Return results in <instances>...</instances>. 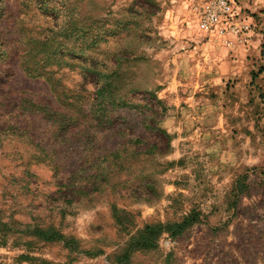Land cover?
Segmentation results:
<instances>
[{
    "label": "rangeland",
    "instance_id": "obj_1",
    "mask_svg": "<svg viewBox=\"0 0 264 264\" xmlns=\"http://www.w3.org/2000/svg\"><path fill=\"white\" fill-rule=\"evenodd\" d=\"M194 2L0 0V264H264V30L255 56H231ZM192 210L200 222L124 258L146 224Z\"/></svg>",
    "mask_w": 264,
    "mask_h": 264
},
{
    "label": "trees",
    "instance_id": "obj_2",
    "mask_svg": "<svg viewBox=\"0 0 264 264\" xmlns=\"http://www.w3.org/2000/svg\"><path fill=\"white\" fill-rule=\"evenodd\" d=\"M250 17L255 21V15L250 14ZM66 44V43H65ZM264 46V34H263V42L262 47ZM70 50H73L72 48L76 47L73 45V47H66ZM263 54V53H261ZM37 60V61H35ZM33 61H28L27 59H22L21 63L19 64L22 71L26 74L28 77L32 78H38L42 77L46 80V82L52 87L56 88L59 86V78L55 77L53 75L52 70H45L41 71V69H38V67L32 66V63L38 64L41 59H35ZM49 59L47 58L46 61ZM45 60L42 62V66H46L47 62ZM64 64H67L65 61H57L56 65L62 66ZM52 66V65H50ZM96 70V67L94 68ZM87 70L90 71V68ZM97 80L103 78L106 79L102 85V87L96 92V96L100 95L103 96L105 91H108L109 88L112 86V79H109L108 74L102 73L101 70H97ZM150 150V149H149ZM152 150V149H151ZM63 187V186H62ZM61 187V189H62ZM81 189V188H80ZM56 193L60 192V189H57L55 191ZM83 192L82 190H71V192L68 194V197H59L62 199L63 204H71L74 200H76L78 197L77 195L79 193ZM58 198V199H59ZM120 210L117 207L113 208V212L115 213V217L117 219V222L119 225H121L122 228H124L127 223H129V219L125 217L124 215H120ZM64 211H61V214H63ZM119 213V214H118ZM200 212L196 210H192L190 213H188L185 217H183L180 221L171 222V223H150L146 224L141 230H139L136 234L131 235L128 239V243L126 246V250L124 252V258H127L131 255V253L136 249H153L157 246V240L158 238L163 234L167 233L170 236L174 237L177 235H180L182 232H184L186 229L190 228L194 224L200 222ZM8 222H1L0 226L3 227V229H0L1 232H3L7 226ZM30 234H33L35 236H38L44 240L47 241H53V240H62L67 246H69L71 249H75V239L65 236L59 229L53 227V226H47L43 227L38 224H29L27 231ZM70 238V239H69ZM85 252L90 253V251L85 250ZM93 254V253H91Z\"/></svg>",
    "mask_w": 264,
    "mask_h": 264
},
{
    "label": "built area",
    "instance_id": "obj_3",
    "mask_svg": "<svg viewBox=\"0 0 264 264\" xmlns=\"http://www.w3.org/2000/svg\"><path fill=\"white\" fill-rule=\"evenodd\" d=\"M193 14L197 28L230 52L251 46L256 25L239 1L196 0Z\"/></svg>",
    "mask_w": 264,
    "mask_h": 264
},
{
    "label": "crops",
    "instance_id": "obj_4",
    "mask_svg": "<svg viewBox=\"0 0 264 264\" xmlns=\"http://www.w3.org/2000/svg\"><path fill=\"white\" fill-rule=\"evenodd\" d=\"M240 3V6L244 11H246L249 15L253 14L255 15V21L254 24L256 25L255 34L253 36V41L251 46L247 47V49L241 48L237 52H232L231 56H237L238 52L240 53V58L242 56H245V60H247L248 55L255 56L256 51H258V46L260 43V37L258 36L261 34V32H258V29L264 30V0H237ZM261 18H260V17ZM258 28V29H257ZM219 47L222 49H226L225 47L221 46L219 43L216 42ZM217 46V47H218ZM228 52H230L228 49H226ZM222 53H226V51L221 50ZM220 52V50H218ZM221 54V53H220ZM238 59V61H239Z\"/></svg>",
    "mask_w": 264,
    "mask_h": 264
}]
</instances>
